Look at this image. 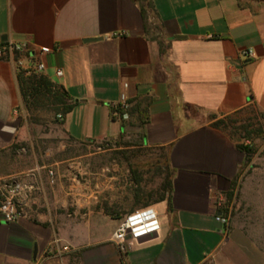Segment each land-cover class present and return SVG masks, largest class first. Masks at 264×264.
<instances>
[{
    "label": "crops",
    "instance_id": "1",
    "mask_svg": "<svg viewBox=\"0 0 264 264\" xmlns=\"http://www.w3.org/2000/svg\"><path fill=\"white\" fill-rule=\"evenodd\" d=\"M9 43L25 48L0 56V187L20 185L22 216L0 218V264H235L241 244L215 217L257 159L228 121L264 126V0H0V44ZM18 58L43 62L35 75L68 96L71 109L55 121L74 142L162 151L164 197L103 207L79 158H37ZM145 207L160 229L121 249L119 221Z\"/></svg>",
    "mask_w": 264,
    "mask_h": 264
},
{
    "label": "rangeland",
    "instance_id": "2",
    "mask_svg": "<svg viewBox=\"0 0 264 264\" xmlns=\"http://www.w3.org/2000/svg\"><path fill=\"white\" fill-rule=\"evenodd\" d=\"M25 124L35 156L54 164L58 160L79 158L83 176L97 177L103 207L129 201L133 196L146 199L165 194L162 186L170 179L163 166L162 151L136 147L134 144L111 141L76 143L55 121L53 106L41 101L28 108L22 98ZM262 118V117H261ZM228 121L230 132L238 135L243 148L257 152V159L248 160L226 201L228 231L240 242L241 257L235 264H264V130L258 121ZM264 125V124H263ZM253 136V141L249 137ZM258 138L259 141H254ZM106 181L112 188L105 189ZM112 195L111 198L106 196ZM112 201V202H111Z\"/></svg>",
    "mask_w": 264,
    "mask_h": 264
},
{
    "label": "built area",
    "instance_id": "3",
    "mask_svg": "<svg viewBox=\"0 0 264 264\" xmlns=\"http://www.w3.org/2000/svg\"><path fill=\"white\" fill-rule=\"evenodd\" d=\"M25 48L24 45L19 44H0V56L13 55L14 53ZM49 51L48 48L42 47L40 49L41 54H45ZM251 55V51L242 52V56L248 57ZM15 64L18 69L23 71V74L30 76L35 73L41 72L45 66L41 61H37L32 67H24L23 62L18 58L15 60ZM56 76H61L62 72L57 69ZM121 101H124L125 95H120ZM59 119L60 115L57 116ZM51 174V172H48ZM20 190V185L5 183L3 187H0V218L5 222L11 223L16 221L22 216L21 208L15 202V196ZM221 224L226 225L228 222L227 216L217 215L215 217ZM160 229V222L156 211L151 207H145L136 210L130 214L125 215L118 223L114 233L113 240L119 243L121 249L126 248L127 239L131 241H137L149 235L156 233ZM57 241L53 243L54 250L58 252L67 251L68 247L55 246ZM125 245V246H124Z\"/></svg>",
    "mask_w": 264,
    "mask_h": 264
},
{
    "label": "trees",
    "instance_id": "4",
    "mask_svg": "<svg viewBox=\"0 0 264 264\" xmlns=\"http://www.w3.org/2000/svg\"><path fill=\"white\" fill-rule=\"evenodd\" d=\"M17 79L22 98L28 108L31 105L37 107L41 101H45L53 106L52 109L55 114H60L61 116L71 109L72 105L69 103L68 96L64 95L60 88L46 77L35 74L26 76L23 72H19ZM243 149L245 153L250 152L248 148ZM170 187L171 180L168 179L162 186V190L166 192ZM163 197L164 194H161L159 198L162 199Z\"/></svg>",
    "mask_w": 264,
    "mask_h": 264
}]
</instances>
